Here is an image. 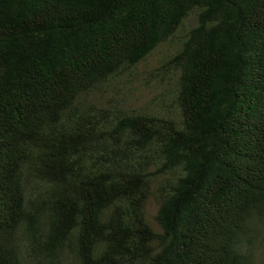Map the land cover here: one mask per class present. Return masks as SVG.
<instances>
[{
    "label": "trees",
    "instance_id": "16d2710c",
    "mask_svg": "<svg viewBox=\"0 0 264 264\" xmlns=\"http://www.w3.org/2000/svg\"><path fill=\"white\" fill-rule=\"evenodd\" d=\"M262 225L264 0H0V264H257Z\"/></svg>",
    "mask_w": 264,
    "mask_h": 264
},
{
    "label": "rangeland",
    "instance_id": "374dc122",
    "mask_svg": "<svg viewBox=\"0 0 264 264\" xmlns=\"http://www.w3.org/2000/svg\"><path fill=\"white\" fill-rule=\"evenodd\" d=\"M154 58L153 57L150 62L152 63L151 66H148V68L152 67L154 65ZM135 89H137V94H138V98L140 100L144 99L147 95H146V91L142 89V87L140 86V83H136ZM156 215H157V206L155 204L154 201H151L148 209H147V217H148V221L150 222L151 226L156 229L157 231L160 230L159 225L156 222ZM261 228H264V225L261 226ZM263 239H264V232L262 234ZM257 264H264V241H263V246L260 248L259 250V257H258V261Z\"/></svg>",
    "mask_w": 264,
    "mask_h": 264
}]
</instances>
